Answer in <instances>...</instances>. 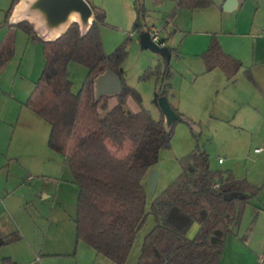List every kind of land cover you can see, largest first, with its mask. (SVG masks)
Here are the masks:
<instances>
[{
  "label": "trees",
  "instance_id": "16d2710c",
  "mask_svg": "<svg viewBox=\"0 0 264 264\" xmlns=\"http://www.w3.org/2000/svg\"><path fill=\"white\" fill-rule=\"evenodd\" d=\"M19 2L12 0L7 21ZM213 5V0H177L175 11L205 10ZM90 6L95 20L84 36L74 23L58 39L44 41L30 22L17 24L29 38L43 44L45 67L25 106L51 126L49 147L66 159L79 189L74 218L77 243H85L114 264H126L140 231L153 217L154 227L144 238L137 264H219L229 235L240 226L261 189L247 179H237L231 171L212 170L209 156L198 152L184 159V170L175 182L150 197L148 173L160 153L171 147L173 132L165 131L162 114L156 120L143 109L137 113L127 109L129 98L142 106V97L126 84L122 70L127 45L110 55L105 52L100 27L106 24V12ZM136 8L134 28L140 33L150 31L142 23L144 0H136ZM13 57L12 49L0 50V75ZM202 58L207 72L220 69L229 80L242 69V63L226 54L215 37ZM71 63L89 71L78 94L69 76ZM107 69L123 83V93L111 110L110 98L94 100V79ZM171 75L167 64L163 72L149 69L141 79L169 80ZM170 87L163 85L155 92L158 109L159 98L167 97ZM230 194L240 196L227 200ZM195 225L199 230L190 238ZM20 240V233L5 236L0 232V249ZM1 264L17 263L4 258Z\"/></svg>",
  "mask_w": 264,
  "mask_h": 264
},
{
  "label": "crops",
  "instance_id": "0c3cea01",
  "mask_svg": "<svg viewBox=\"0 0 264 264\" xmlns=\"http://www.w3.org/2000/svg\"><path fill=\"white\" fill-rule=\"evenodd\" d=\"M23 1L20 0L14 7L8 21L6 16L12 6V0L7 7L5 2L0 4V13H2L0 35L5 33L2 38L4 43L0 42V50L3 46L14 51L11 63L0 75V232L5 236L15 233L22 235V240L19 242L0 249V264L4 258H11L17 264H64L59 259L73 257L74 264H113L99 254H77L72 251L74 246L77 250L79 243H77L76 225L73 231L74 219L68 215L64 207L66 206L65 197L69 192L66 182L71 183L65 171L66 167L69 169L67 161L49 147L51 126L25 106L34 90L31 88L32 91H29L27 81L34 86L37 82L33 80V75L21 73V69L16 73L14 70L7 72L13 62L16 61L17 64L18 50L25 48V55L31 51L32 58L37 50L31 47L41 44L39 41H33L17 27L20 22L15 19V14ZM213 1L214 5L205 11L217 9L214 10L215 13L226 12L224 7L233 6L234 9L226 13H247L254 10L255 18L242 31H238V25L236 31L226 34L217 31L216 25L206 26L207 40L203 45L204 48L205 46L209 48L213 39L211 37L216 34L222 50L242 63V69L238 75L245 76L264 91V0H236L230 4L229 0ZM125 5L132 15L134 13L132 17L134 27L138 18L136 0H126ZM94 6L104 8L103 5ZM150 28L158 27L151 25ZM227 35L234 37L233 40L237 39V42H230L229 38H226ZM162 41L167 47L164 39ZM169 49L173 56V49ZM199 54L196 56L199 57ZM35 67L37 68L36 64ZM219 70L204 71L203 74L212 75ZM6 72L11 82L8 86L3 80ZM221 72L224 78L219 79L224 83L212 88V92L215 93H212L214 102L211 116L222 122L237 121V124L243 125L244 122L238 123L236 115L232 116V114H238L237 111L246 104L232 90L239 85L240 79L237 75L234 80H229L222 70ZM109 102L107 105L111 110L118 104L117 97L110 98ZM135 102L133 98H129L127 107L136 109L137 113L141 111V108ZM247 104V106H253L251 103ZM201 108L202 105H198V109ZM251 109L259 113V107L256 105ZM251 111L248 110V113H252ZM200 114L202 113L196 115ZM260 151L257 150V152ZM61 159L64 160L63 164ZM4 175L6 182H2ZM55 228L58 235L51 236ZM193 228L190 238L197 234L199 226L195 225ZM61 231L64 234L66 232V235L59 239ZM3 251H5L4 254H2ZM219 264H264V199L260 203H254L253 200L247 207L240 226L232 230L226 241Z\"/></svg>",
  "mask_w": 264,
  "mask_h": 264
},
{
  "label": "rangeland",
  "instance_id": "374dc122",
  "mask_svg": "<svg viewBox=\"0 0 264 264\" xmlns=\"http://www.w3.org/2000/svg\"><path fill=\"white\" fill-rule=\"evenodd\" d=\"M9 1L0 0V4L5 2L7 7ZM88 1L92 6L103 5V9L106 11V24L100 27L105 52L110 55L122 44L127 45L128 54L122 64V70L124 71L126 84L134 88L142 97L141 110L149 112L156 120L161 119V113L154 104L155 92H160L163 85L171 84L167 96L170 105L178 111V114L188 118L200 128V132H197L187 124L176 123L171 147L160 153L158 163L152 168L161 173L158 188L154 195H160L178 179L184 170L185 158L199 152L206 153L209 156L212 170L231 171L238 179H247L260 188L261 195L254 200V203H260L264 199V151H262L264 147V91L255 86L253 81L239 74L240 83L237 87H235L236 85L235 88L232 87L234 88L232 90L246 104L237 111L238 114H232V116L236 115L239 120L238 123L244 122V124H237V121L222 122L213 118L211 116L214 102L212 93L215 92H212V88L220 84L223 85L224 81L220 82L219 78H224V75L221 70L212 75H204L203 72L207 71L202 60L203 51L208 49L207 46L204 48L203 45L207 40L206 26L214 27L216 25L215 29L217 31L226 34L236 31L238 25V31H242L255 18L254 10L247 13H226L222 11L215 13L214 10L217 9L206 11L179 10L176 12L177 0H144L145 15L142 17V23L147 27L154 25V27L160 29L161 37L167 47L173 49V56L169 64L172 72L169 80H163L162 77L158 78L157 76L142 80L141 78L147 70L159 68L163 72L167 63L162 57L150 50L141 49L140 35L144 32L140 33L133 27L134 19L132 17L134 13L132 15L126 9V0ZM0 19H2V13H0ZM4 36L5 33L0 35V42L2 41V43H4V39H2ZM213 37L218 40L216 34H213L211 39ZM226 38H229L232 43L237 42V39L233 40L234 37L229 35ZM31 48L37 50V53L32 55L33 59L30 57L31 51H28L25 55V48H22L17 51V64L16 61L13 62L7 72L10 73V70H14V73H16L17 70L21 69V73L33 75V80L38 81L45 67L43 44ZM3 49L7 48L2 46ZM198 53H200V58L196 56ZM7 72L3 80L5 85L8 86L11 82ZM88 73V69L84 66L76 63L70 64L69 76L75 94L80 93L83 89ZM27 83H29V91H32L35 87L34 84H31L30 81H27ZM247 103L259 107V113L251 109L253 106H247ZM135 104L137 105L136 102ZM198 105H202V108L198 109ZM127 109L136 113V109L133 110L131 107H127ZM248 110H252V113H248ZM197 113L202 114L196 115ZM257 150L261 151L257 152ZM218 159H223L224 164L220 165ZM65 171L71 183L66 182L69 192L65 197L66 206L64 207L68 215L74 219L77 214L79 189L73 184L71 172L67 167ZM2 182H6L5 175L2 176ZM154 195L150 194V197L152 198ZM154 224L155 221L151 217L140 231L126 264H136L138 262L144 238L153 229ZM73 226L74 231L75 223ZM53 234H57L56 228L50 235L53 236ZM65 235L66 232L64 234L61 231L58 238H64ZM72 251L77 252V254H97L91 247L82 242L78 244L77 250L74 246ZM59 260L64 264L67 262L69 264L75 263L74 257Z\"/></svg>",
  "mask_w": 264,
  "mask_h": 264
},
{
  "label": "water",
  "instance_id": "95a60500",
  "mask_svg": "<svg viewBox=\"0 0 264 264\" xmlns=\"http://www.w3.org/2000/svg\"><path fill=\"white\" fill-rule=\"evenodd\" d=\"M235 1L229 0V4ZM233 7H224V10L231 12ZM15 19L19 22H30L42 40L53 41L64 35L74 23H78L82 35H86L93 25L95 16L86 0H24L16 11ZM140 43L142 50H150L170 64L172 57L170 49L155 44L150 32L140 35ZM122 93V80L114 71L107 69L94 79V100L96 103L106 97H118ZM158 106L164 118V129L168 134H172L178 122L187 124L194 131L200 132V128L195 123L175 112L167 97L159 98ZM160 176L161 173L154 169L148 173L146 185L153 195L157 191ZM238 196L240 194H230L225 198L231 200Z\"/></svg>",
  "mask_w": 264,
  "mask_h": 264
},
{
  "label": "built area",
  "instance_id": "2783aa9c",
  "mask_svg": "<svg viewBox=\"0 0 264 264\" xmlns=\"http://www.w3.org/2000/svg\"><path fill=\"white\" fill-rule=\"evenodd\" d=\"M149 32H150L151 38L155 44H158L160 46H164V43L161 39V31L159 28H152ZM218 162H219V164H223L224 160L219 159ZM215 188L218 189L219 185H215Z\"/></svg>",
  "mask_w": 264,
  "mask_h": 264
}]
</instances>
